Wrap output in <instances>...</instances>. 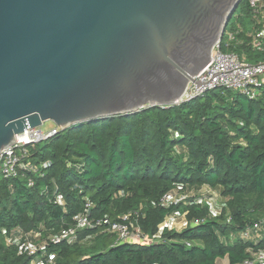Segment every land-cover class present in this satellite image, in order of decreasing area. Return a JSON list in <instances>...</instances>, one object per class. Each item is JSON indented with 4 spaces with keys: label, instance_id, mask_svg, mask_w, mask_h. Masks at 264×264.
Returning a JSON list of instances; mask_svg holds the SVG:
<instances>
[{
    "label": "trees",
    "instance_id": "trees-1",
    "mask_svg": "<svg viewBox=\"0 0 264 264\" xmlns=\"http://www.w3.org/2000/svg\"><path fill=\"white\" fill-rule=\"evenodd\" d=\"M241 16L255 23L248 0L239 3L226 27L225 33L238 31L230 50L246 60H264V50L251 47L250 32L233 27L232 20ZM28 151L33 163L49 166L43 177L0 175V264L35 259L41 264H217L223 258L238 264L264 250V235L240 238L264 215V87L254 98L220 87L178 105L83 122L29 145ZM203 188L225 200L216 217L209 215L207 200L194 195L168 206L159 202L168 191L178 195ZM85 204L94 217L129 215L134 228L159 238L114 244V235L102 228L85 229L28 254V233L34 244L35 232L40 238L59 235L74 225ZM175 212L188 224L160 230Z\"/></svg>",
    "mask_w": 264,
    "mask_h": 264
},
{
    "label": "water",
    "instance_id": "water-1",
    "mask_svg": "<svg viewBox=\"0 0 264 264\" xmlns=\"http://www.w3.org/2000/svg\"><path fill=\"white\" fill-rule=\"evenodd\" d=\"M242 0H0V151L62 129L176 105Z\"/></svg>",
    "mask_w": 264,
    "mask_h": 264
},
{
    "label": "built area",
    "instance_id": "built-area-1",
    "mask_svg": "<svg viewBox=\"0 0 264 264\" xmlns=\"http://www.w3.org/2000/svg\"><path fill=\"white\" fill-rule=\"evenodd\" d=\"M248 5L256 26L261 25V29L257 32L253 31L248 33V36L251 37L250 45L253 49L264 50V0H248ZM237 32V30L228 31L227 33L224 32L225 36L223 35L222 39L218 41L215 56L210 63L194 77L195 80L202 82V86L197 88L193 82H189L184 95L176 105L200 96L209 90L220 87L238 91L249 98L257 96L258 88L264 87V60L248 62L235 51L224 50V48H229L230 43L235 40ZM62 130V127L56 124H53L45 130H43L41 126L26 128L22 134L15 137L14 143L0 151V175L4 178H23L26 176V173H32L35 176L43 177L44 172H42V169L47 168L49 162L43 161L40 163H33L29 158L28 146L45 141ZM27 185H33L32 177H28ZM53 195L55 201L60 200L56 193ZM177 196L176 192L168 191L160 197L159 202L163 206H168L171 203L177 202ZM207 205L209 215L212 217L218 216L222 211L221 209L220 212H217L210 201H207ZM170 216L160 225V230L164 228L176 229L169 224V220L171 219ZM128 217L129 215H123L120 220H114L108 215L94 217L91 214L90 205L85 204L84 212L76 216L74 225L62 231L59 235H50L40 238V234L35 232L33 236L38 239V243L34 244L27 238L31 236L32 233H28L26 235V249L29 255H34L38 249L44 248L46 241L56 244L73 237L78 231L99 228L114 235V244L124 241L150 244L155 241L154 237H149L139 228H134L133 225L128 222ZM187 224L186 221L183 227ZM262 235H264V215L254 224L245 227L240 233V238L258 239ZM229 238L233 241L235 236L230 235ZM190 244V242H186L187 246H190ZM51 260V257H49L46 262L48 263ZM31 264H41V262L35 259ZM238 264H264V250L260 249L253 252L252 256L244 259Z\"/></svg>",
    "mask_w": 264,
    "mask_h": 264
},
{
    "label": "rangeland",
    "instance_id": "rangeland-1",
    "mask_svg": "<svg viewBox=\"0 0 264 264\" xmlns=\"http://www.w3.org/2000/svg\"><path fill=\"white\" fill-rule=\"evenodd\" d=\"M232 23H233V27L239 28V26H242V28L245 29V31H247V32H251V30H252L251 20L247 16H241L238 18V20L233 19ZM227 30H229V29L227 28ZM230 46H234V43H231ZM224 50L230 51V48H224ZM255 60H256V58H251V60L247 59L248 62H255ZM53 124L54 123L50 120L44 121L41 125V128L43 130H45V129L51 127ZM209 191H211V192H209ZM191 195H194V197L196 196L197 200H199V201H202L204 199L207 201H210L211 205L214 206V209L217 212H220V210L224 207L223 201H225V200L223 198H221L220 196H218V194L215 193L214 191L206 189V188H203L198 193H190L189 191H187V192H180L179 191V194L177 197H178V200L179 199L183 200V199L189 198ZM170 217H171V219L169 220V224L172 227H181L186 223L185 216L181 213L175 212ZM93 242L94 241H90L89 244H91ZM86 251L92 252L93 250L87 248Z\"/></svg>",
    "mask_w": 264,
    "mask_h": 264
},
{
    "label": "crops",
    "instance_id": "crops-1",
    "mask_svg": "<svg viewBox=\"0 0 264 264\" xmlns=\"http://www.w3.org/2000/svg\"><path fill=\"white\" fill-rule=\"evenodd\" d=\"M251 24H252V30H251V32L258 31V30L261 29V25H257L256 26V24L254 22H251ZM175 228L177 230H179V229L183 228V226H181V227H175ZM158 238H159V234L155 237V241L158 240ZM217 264H228V260H227V258L220 259V260H218Z\"/></svg>",
    "mask_w": 264,
    "mask_h": 264
}]
</instances>
